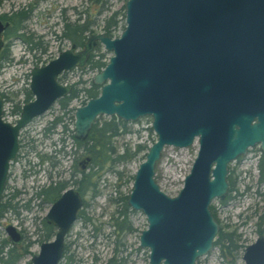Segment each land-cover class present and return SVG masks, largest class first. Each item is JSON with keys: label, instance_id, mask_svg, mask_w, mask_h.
I'll use <instances>...</instances> for the list:
<instances>
[{"label": "water", "instance_id": "1", "mask_svg": "<svg viewBox=\"0 0 264 264\" xmlns=\"http://www.w3.org/2000/svg\"><path fill=\"white\" fill-rule=\"evenodd\" d=\"M125 27L117 37L90 35L84 48L65 49L30 71L35 99L12 124L0 99V202L18 134L68 88L62 71L81 66L97 43L112 53L92 77L100 94L75 112L76 137L87 136L99 116L124 121L149 117L156 139L134 172L127 203L146 217L139 246L149 264H194L212 247L218 223L209 204L224 198L228 165L259 145L264 153V0H126ZM0 22V49L2 46ZM197 155L180 191L169 196L157 184L155 167L166 146ZM81 198L66 190L45 215L57 230L42 242L31 264H58L64 236ZM14 242L20 233L5 228ZM245 264H264V237L249 244Z\"/></svg>", "mask_w": 264, "mask_h": 264}, {"label": "rangeland", "instance_id": "2", "mask_svg": "<svg viewBox=\"0 0 264 264\" xmlns=\"http://www.w3.org/2000/svg\"><path fill=\"white\" fill-rule=\"evenodd\" d=\"M125 2L126 0H56V8L52 14L53 2L51 0H0V14L8 13V15H11L16 12L22 14V20L17 25L18 30L15 24L12 27L15 28L14 35L26 37L27 40H30L27 42L28 44L31 46L36 45L29 51L28 44L16 38L14 39V37L10 38L9 56L0 63V92L7 99H10L6 101L5 105L6 119L9 121L14 119L11 109L19 99L23 98L26 92L28 71L33 66L45 64L56 57L61 50L70 47L71 42L66 38H61L65 24L64 18L73 22L77 17L76 12L84 9L79 23H85L87 27H90L84 31V36L87 38L93 34L104 33L103 29L107 25L106 21L109 17L112 18L115 15L117 19L116 30L113 29L112 34L117 37L125 25ZM62 7H65L66 11L64 13ZM111 55L112 53L101 46L95 48L90 56L93 57L94 66H97V61L106 64ZM90 67V65H85V69H76L68 73L66 81L72 83L80 78L83 80L86 90L91 88L90 81L93 75L98 72V69ZM15 93L19 95L16 96ZM49 119L50 116L40 119L37 126L45 124ZM99 119H101V122L110 119V117L101 116ZM66 124L68 131L71 132L70 118L66 119ZM131 125V134L122 139H117L119 141L118 152H123L126 143L132 151H135L136 145H143L144 151H138L136 156L129 162L117 164L115 169L121 171V179L117 178L118 174L115 171L106 173L102 177L103 180L100 181L101 193L94 201L90 200L88 194L85 195L86 200L89 201V206L84 210V214L90 217V220H80L73 225L68 237L65 239L66 256L61 264H67L68 257L72 259L71 264H106L113 254L116 255V263L149 264L148 250L139 246L140 233L146 228L145 215L141 211L129 210L123 207L121 203L116 202L118 198L128 195L131 188L130 175L135 172L149 146L156 139L149 117L132 122ZM37 126L36 124L35 126H29L30 129L34 128L36 130L31 132V137L37 135ZM25 133L27 132H23L22 136H25ZM67 135L69 136L70 133ZM67 140L70 142L69 137ZM24 142L26 141L24 140ZM198 147V140L195 139L192 145L187 148L173 146L164 148L156 164L154 175L164 193L174 196L182 188L183 180L191 169ZM28 151L29 147L27 148V154H24L22 159L13 166L14 176L9 180V187L5 189L3 199L5 204L9 202L11 206L6 207L0 216V241L9 239L5 232V226L11 224L24 237L21 247L28 242L32 243L28 248L29 252L21 257L16 264H28L32 255L38 252L40 244L38 233L43 232L42 221L49 209V204L44 203L40 206L37 200L31 204L30 208L21 206L29 198L27 192L34 180L31 176L23 178L24 170L30 168L28 158L32 156L30 154L28 156ZM258 156L259 147L255 146L248 149L244 162L242 158L229 164L230 195L228 201L213 202L215 208L218 209L217 214L221 222H229L231 225H236V222L242 220L237 217L236 213L242 207H248L247 215L252 217L251 220L245 226L235 228L236 232L242 235V239H239L240 243L245 245L256 238L258 217H264V182L258 180ZM241 162L243 163L241 164ZM69 164L65 158H62L63 167L68 168ZM15 190L21 192L17 198L10 200V193ZM238 194H242V196L238 197ZM111 200L115 203H112ZM16 201H19L20 204L14 205ZM115 219L118 222L127 219V222L131 223L129 225L133 227L132 230L127 231L124 226L120 227ZM122 225H128V223L122 222ZM197 264H244V262L241 253L222 256L216 248L211 254L200 258Z\"/></svg>", "mask_w": 264, "mask_h": 264}, {"label": "flooded vegetation", "instance_id": "3", "mask_svg": "<svg viewBox=\"0 0 264 264\" xmlns=\"http://www.w3.org/2000/svg\"><path fill=\"white\" fill-rule=\"evenodd\" d=\"M51 2H53L52 3L53 8L51 10V12L53 14L55 11V8H56V6H55L56 0H51ZM61 9H62L63 13L66 11L65 7H62ZM83 10L84 9H81V10L76 12L77 17H76L75 21H73V22L67 21L66 20L67 18H64L65 24H64L63 33H62L63 35L61 36V38H66L67 40H69L71 42L69 48H73L74 52H78V51L82 50L84 48V45H85L87 39H88V37L86 38L84 36L85 30L83 29V28H86L87 25H85V23H83V24L79 23V21L81 20V15L83 14ZM18 13H20V12L12 13L11 15H8V13H1L0 14V22L3 24V29L1 32L2 46L0 49V63L2 60L7 59L9 56L8 48H9V42H10L11 37H14V39L16 38L17 40H20L21 42H23V43L25 42L26 44H28L26 37L23 38L19 35H14V36L10 35L11 29H12L13 25L15 24L13 21V16L15 14H18ZM68 24L77 27V32H76V35L74 36L73 40L68 38L65 34L66 25H68ZM115 26H116V24L114 25V27L111 26L110 27L111 28V34H109V35L107 34L108 36H110L112 38L114 37V35L112 34L113 29H114V31L116 30ZM124 27H125V25H124ZM124 27H123V29H124ZM80 30H82L81 33H79ZM101 46L102 45L100 43H97L96 46L94 47V49L100 48ZM32 48H31V45L28 44L29 51H31ZM66 49H68V48H66ZM94 49L92 50V52L94 51ZM64 50H61L60 52H62ZM59 53L57 54V56L59 55ZM91 53H90V55H91ZM56 57H54V58H56ZM54 58H52V59H54ZM92 58L93 57L89 56L88 60L83 65L75 66L72 69L67 70V71H62L57 76V81L60 84L66 86L68 88V92L66 94L56 98L53 101V103L51 105H49L48 108L42 114L33 117L28 124H26L23 128L20 129L19 134H18V145H19L18 152H17L15 159L10 162L9 171H8V179H7V182L5 185V189L7 187H9V184H8L9 180L14 176V170L12 171L13 166L15 164H17L22 159L24 154H27V148L29 147L28 156L30 154L35 159H33L32 157L28 158V166L30 168L28 170H24L23 178L31 176L34 178V180H33V184L30 186V189L27 192L29 194V198L21 206H24L25 208H30L31 204H33L37 200L38 204L40 206L44 205V203L49 204V209H50L52 204L54 202H56L62 196V194L68 189H73L79 195V197L81 198V201H82L81 206L76 212L75 221L72 223V225L70 226V228L68 229V231L66 232V234L64 236L63 250H62L61 258H60L58 264H61V261L66 256L65 255V253H66L65 239L68 237V234H69L70 230L72 229L73 225L77 221H80V220H82V221H89L90 220L89 219L90 217H87L84 214V210L86 209V207L89 206V201L86 200L85 195L88 194L90 196V200L94 201L95 198L98 195H100V193H101L100 181L103 180L102 177L106 173L112 172L110 169H105V168L99 169L98 167H95L94 168L95 172L93 174L92 179H90V182L88 183L87 187L84 188L85 187V185L83 184L84 175H85V173L91 171V164H93L91 161V159H92L91 156L86 154V152L84 150V141L86 142L88 139H90L94 125L97 121H99V123H100L101 119H99V118L101 116L97 117V119L94 121L93 125L91 126V128L87 134V136L84 138H80V137H76L75 130H74L75 112H76L77 108L80 106H83L87 102L88 99L97 97L100 94L101 85H95L91 80L90 81V87L92 85L95 86L97 88V92H96L95 96L89 97L88 94H86L84 91L83 80H81L79 78L75 82L68 83L66 81V79H67L66 77H67L68 73H70L76 69H85V65L89 66ZM48 62H46V63H48ZM41 65L42 64L37 65V66H41ZM31 69L28 71V74H27L28 86H27L26 92L23 95V98L19 99L18 102H16L11 109V113L14 116L13 121H9L8 119H6V113H5L6 101L10 100V99H7V97L4 96L3 93L0 92V99H2V101H3L2 118H3V120L11 122L12 124H14L17 121V119L19 118L23 105H25V104H27V103H29L35 99L34 94L30 91V88H29V84H30V80H31V77H30ZM101 69H99L98 71H100ZM15 95L18 96L19 94L15 93ZM56 107H57V109H56ZM69 114H71V115L68 117ZM47 116H50V119L45 124L37 126L38 125L37 123L40 122V119H44ZM103 116H105V115H103ZM109 117L111 118V117H116V116H109ZM68 118H70V121L72 124L71 132L68 131L67 124H66V119H68ZM116 118H118V117H116ZM142 118H144V117H142ZM142 118H138L136 121H138ZM122 121H124V120H122ZM136 121H124L127 123L128 126H127L126 130H121V134L119 135L118 140H119V138L122 139L126 135L131 134V132H132L131 123L136 122ZM35 124L37 126L36 128H38L37 132H36L37 135L36 136L34 135L31 137V135H30L31 132H34L36 130L34 128L30 129L29 126H31V125L35 126ZM27 128H28V130H27ZM58 128H61V129L57 130ZM23 132H27V133H25L26 134L25 136H22ZM68 133H70L69 136L67 135ZM54 135L58 136V137H55ZM68 137L70 139V142H69V140H67ZM24 140L26 142H24ZM126 144L128 145V143H126ZM257 146L259 147V145H257ZM263 154L264 153L259 148L257 167L260 163V160H261V157ZM246 155H247V153L245 155L240 156L236 160H241L243 158L242 161L244 162L246 159ZM62 158H65L67 160V162L70 163L68 168L63 167L64 164L62 166ZM236 160H234V161H236ZM243 162H241V164ZM92 171H93V169H92ZM257 171H258V180L260 182H264V176L262 177L260 175L259 169ZM228 173H229V165H228ZM42 175L44 176L43 179H42ZM228 175L229 174H227V179H226L227 183H228V188H227V191H226L224 198H222V199L215 198L209 204L210 212L218 223V231L213 238L212 247L205 255L198 257L195 260L194 264H197V261H199L200 258L211 254L212 251L216 248L219 250L220 255H222V256H224L226 254L238 255L239 253H241V258L245 264L244 254H245V250H246L247 246L249 244H251L252 242H254L257 237H259V236L264 237V217L259 216L258 217L259 219L257 221V228H256V238L251 243L246 244V245L244 243H240L239 239H242V235H241V233L236 232L235 228L245 226L251 220L252 217H249L247 215L248 207H242L240 209V211L236 213L237 217L242 219L240 222L239 221H238V223L236 222V225H231L229 222H224V223L221 222V220L217 214L218 209L215 208L213 202H215V201L226 202V200L228 201V198L230 195V192H229V189H230L229 183L230 182H229V176ZM133 177H134V173L132 175H130V178H129V180L131 182V188L129 190V193L132 189ZM117 178L119 179L118 175H117ZM5 189H4V191H5ZM20 192H21L20 190H15L12 193H10V200L17 198ZM129 193H128V195H129ZM128 195H126V205H127V208L129 210H133L127 203ZM239 196L241 197L242 194H238V197ZM4 197L5 196H4V192H3V195L1 197V202H0V216H1V213L3 212V210L5 209L2 206L3 203L5 202L3 200ZM111 202L113 203L114 201L111 200ZM116 202L120 204L122 202V200L118 198L116 200ZM7 203H9V202H7ZM18 204H20L19 201L18 202L16 201V203H14V205H18ZM223 205H225V204H223ZM49 209L47 210V212L49 211ZM133 211H140V210H133ZM47 212H46V214H47ZM127 219H128V217H127ZM127 219H126L125 223H128V225L131 224L129 221L127 222ZM43 222L51 225L53 230H52V235L48 240H42V234L44 232L38 233V237H39L38 240H40V244L42 242L51 241L53 239L55 233H56V230H57V228L53 224L47 222V220L45 219V216H44V219L42 221V224H43ZM7 225H9V224H7ZM6 226H5V228H6ZM132 228L133 227L131 226V230H132ZM15 229H16V227H15ZM43 229H44V226H43ZM131 230H129V231H131ZM16 231L19 232L17 229H16ZM7 236H8V234H7ZM8 238L9 239H2L0 241V264H6L5 263L6 261H14L15 263H13V264H16L17 261L25 255L24 254L23 256L19 257L20 252L15 250L16 249L15 247L20 249L21 243L23 242V239H24L23 235L20 233V241L19 242L12 241L9 236H8ZM30 244H32V243L28 242L25 245V246H27V250H29L28 248H29ZM40 244H39V247H40ZM146 249L148 250V248H146ZM35 254L36 253H34L32 256H34ZM95 259H96V257L94 258V260ZM110 260H114V262H116L117 261L116 255L113 254L111 257H109L106 264H108V262ZM148 260H149V250H148ZM78 261H80V260H78ZM71 262H72V259L70 257H68L67 258V264H71ZM74 263H76V262H74ZM28 264H31V259H30V262ZM116 264H120V262L116 263Z\"/></svg>", "mask_w": 264, "mask_h": 264}, {"label": "trees", "instance_id": "4", "mask_svg": "<svg viewBox=\"0 0 264 264\" xmlns=\"http://www.w3.org/2000/svg\"><path fill=\"white\" fill-rule=\"evenodd\" d=\"M22 20V14L18 13L15 14L13 16V21L15 23V27H17L18 30V24L21 22ZM107 25L104 27L103 32L107 35L111 34V26H114L117 23V19L115 18V15L112 18H109L106 21ZM89 28V27H88ZM88 28H83L84 30H88ZM15 28L11 29L10 35L11 33H13V35L15 34L14 32ZM16 30V31H17ZM65 34L68 38H70L71 40L74 39V36L76 35L77 32V27L76 26H72V25H66V29H65ZM82 30H80L79 33H81ZM12 36V35H11ZM27 40V38H26ZM28 42L30 41L29 39L27 40ZM83 42V41H82ZM36 46L35 44H33L31 46L34 47ZM93 59H91L90 61V68H96V69H101L102 67H104L105 63H102L100 61L98 62L97 66H94V62L92 61ZM84 91L86 94H88V96H95L96 92H97V88L95 86H91V88L89 89H85ZM127 123L122 121L121 119H118L116 117H111L108 120H103L99 123V121H97L94 125L93 131L91 133V137L90 139H88L86 142L84 141V150L86 152V154L91 156V161L93 164H91V171L85 173L84 175V180H83V184L85 185L84 188L87 187L88 183L90 182V179H92L93 174H94V168L98 167L99 169H110L111 171H115L118 174L119 179H121L122 173L121 171L115 169L117 164L119 163H126L131 161L136 154L141 151H144V147L143 145H136L135 146V151L131 150V147L128 145L124 146L123 152L119 153L118 152V137L121 134V130H126L127 128ZM144 158V156H143ZM143 160V159H142ZM93 169V171H92ZM258 169L260 170V175L263 177L264 176V154L261 157L260 163L258 165ZM125 174V173H124ZM122 200L121 204L123 205V207L127 208L126 205V196L121 197L120 198ZM4 208L6 207H10V204H5L3 203L2 205ZM115 221L117 222V224L120 225V227H125V230L129 231L131 230V226L130 225H122V222L125 223L126 219H124L123 221L118 222L117 219H115ZM43 234H42V240H48L51 235H52V226L43 222ZM15 250H18L20 252L19 257L23 256L24 254H26L28 252L27 250V246H24L20 249H18L17 247H15ZM6 264H13L15 263L14 261H6ZM108 264H116V262H114V260H110L108 262Z\"/></svg>", "mask_w": 264, "mask_h": 264}]
</instances>
